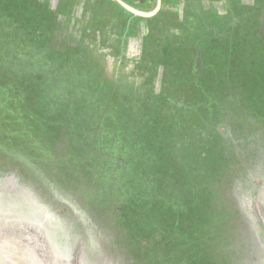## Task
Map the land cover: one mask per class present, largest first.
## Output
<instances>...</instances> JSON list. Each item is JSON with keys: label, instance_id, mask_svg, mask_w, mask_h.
<instances>
[{"label": "rangeland", "instance_id": "obj_1", "mask_svg": "<svg viewBox=\"0 0 264 264\" xmlns=\"http://www.w3.org/2000/svg\"><path fill=\"white\" fill-rule=\"evenodd\" d=\"M130 1L139 8L126 3L143 12L156 8L149 0ZM164 1L149 20L175 46L155 61L151 51L142 59L138 50L146 45L142 38L147 29L146 19L139 20L113 62L102 45L114 25L102 21L107 13L117 17L122 10L117 1L0 0V128L7 130L0 129V264H152L129 249L140 233L131 229L132 222L144 212L137 206L146 199L131 189L137 186L135 174L116 180L117 159L130 154V145L124 144L120 158L123 130L114 124L138 89L134 79H141L139 89L145 84L146 96L140 98L146 106L140 107L144 123L175 134L172 148L179 151L175 159L181 171L193 169L188 164H195L202 149L212 151V145L203 148L198 139L192 143L200 131H194L195 121L182 108L192 87L179 38L181 19L193 6L211 0ZM252 1L240 0L245 5ZM256 6L260 11L240 29L250 46L236 53L242 59L235 69L245 75L244 65L253 68L245 78L252 104L264 90V0ZM92 20H101V26L90 39ZM262 103L240 109L250 116L242 127L230 121L217 124L219 116L202 119L203 129H215L222 137L223 161L216 158L204 179L212 205L222 209L205 241L213 247L212 261L264 264ZM165 117L170 120L163 124ZM233 207L242 218L241 230L233 225Z\"/></svg>", "mask_w": 264, "mask_h": 264}, {"label": "trees", "instance_id": "obj_2", "mask_svg": "<svg viewBox=\"0 0 264 264\" xmlns=\"http://www.w3.org/2000/svg\"><path fill=\"white\" fill-rule=\"evenodd\" d=\"M126 2L136 6L130 0ZM149 4L153 9L156 0H149ZM252 19L250 6L241 4L240 0H211L204 4L198 3L183 18L181 29L188 38L187 44L198 49L200 55H204V82L201 85L193 80L191 100L185 102L182 108L187 110L188 116L195 121L194 131H200L197 138L192 133L195 138L192 143L198 139L197 142L203 148L205 145L209 149L212 145V151L208 150L205 154L202 149L201 153L194 156L195 164H188V167L193 169L188 172L185 168L180 170L181 166L177 164L179 159H175L179 151L172 148L177 139L175 134L171 135L168 131L160 133L144 123L146 115L143 107L146 106L140 103V98L146 95L138 86L136 93H130L121 120L114 124L116 130H119L117 127L120 128L121 125L123 130L120 134V158H123L124 144L127 142L130 145V154L127 153L123 161L117 159L119 164L116 180L121 183L122 179H128L135 174L134 181L137 186L131 189L146 199L137 206L138 210L142 209L144 212H139L141 218L132 222L131 229L140 233L136 235L129 249L141 259L152 260V264H178L176 261L179 258H185L184 262L179 264H226L219 263L218 260L212 261L211 257L216 258L210 254L213 247L205 242L213 233L214 226L211 229L210 224L213 225L219 220L215 216L219 217L222 211L219 206L212 205L210 199L213 196L207 191V180H204L209 179L211 171L214 170L212 167L215 159L223 161L220 153L222 137L215 129H203L201 123L203 118L209 120L219 116L222 120H218L217 124L230 121V124L233 122L232 125L242 127L249 121L250 116L240 109L254 108L264 102V90L260 91L263 94H260L255 104L249 100L245 78L251 76V65H244L248 70L245 75L235 70L240 66L238 63L242 59L236 57V53L245 50L249 42L248 39L239 38L242 34L240 29L244 22H250ZM214 47L222 50L223 58L218 71L211 73L208 62L210 51ZM261 50V56H264V48ZM229 67L234 77L233 85L230 83L231 76L228 78L226 74ZM134 81L140 83L141 79L136 78ZM261 105L260 110L264 115V103ZM167 107L170 109L171 104ZM152 109L154 110V107ZM150 118V121H156L153 116ZM168 120L170 119L165 117L162 123ZM261 123L264 124V121ZM3 128L5 129H0ZM232 210L233 225L241 230L242 218L235 216L238 209L233 207Z\"/></svg>", "mask_w": 264, "mask_h": 264}, {"label": "crops", "instance_id": "obj_3", "mask_svg": "<svg viewBox=\"0 0 264 264\" xmlns=\"http://www.w3.org/2000/svg\"><path fill=\"white\" fill-rule=\"evenodd\" d=\"M256 1L257 0H253L251 2L250 6V13L252 14V17H254V14H257L260 9L261 6H256ZM162 2L165 3L164 0H162ZM181 2V1H180ZM183 6V3H182ZM185 7V4H184ZM162 8V6H161ZM161 10V9H160ZM159 10V11H160ZM113 12V11H112ZM158 14V13H157ZM155 14V15H157ZM106 15V14H105ZM110 15V16H108ZM154 15V16H155ZM152 16V17H154ZM108 19L107 20H103L102 22H107V21H111L113 23V27H114V33L108 37V40L104 41V45H102L104 48V51L108 53H112V54H108L107 57L112 58L113 62L115 61V59H118V55L123 54L124 49H125V39H126V35L128 33V31L130 30V28L133 27V24L135 22H138L139 20H145L142 23H145V28L146 30V34L143 36V43L146 44L142 50H138V52H140L139 54L140 57L143 59L145 58L146 55H148V53L152 54V58L153 61L158 59V55H161L162 57H164V54L166 51L171 50V47L175 46L172 44H169L167 40H169V38L166 36V32L163 30V28L160 29V32L157 33V31L154 29L155 28V24L156 22H153L151 20H149V18L151 17H140V16H136L135 14H133L132 12H130L129 10H127L126 8L122 7V10H118V15L116 18H114L113 13H107ZM93 21V20H92ZM251 22V21H250ZM150 23L152 25H150ZM182 23H183V19H181L180 21V25L182 27ZM90 26L92 28H90L89 33L90 39H93L94 33L96 31L99 32V28L101 26V20L99 21H93V23L90 24ZM103 26V25H102ZM180 27V40H181V45H182V50L184 52H186L187 54V60H188V66H189V72L187 73V75L189 76L188 79V83L189 85L192 87L193 85V80L194 82L197 81L199 84L202 85V83L204 82V55H200L199 54V50L196 49L193 46H190L187 44L188 38L183 34L182 29ZM152 30V31H151ZM97 32V34H99ZM171 32L169 31V36H170ZM147 38V39H145ZM241 38V35L240 37ZM141 40V39H140ZM138 39V41H140ZM221 54H222V50L218 49L217 47H214L211 49L210 51V62L209 63V70H216L218 71L219 69V61L222 60L221 58ZM219 62V63H217ZM228 73H226L229 76H231V80L230 83L233 85L234 82V77L233 75H231V67H229V69H227ZM220 73V72H219ZM139 84L137 83V86ZM144 83L142 84V88L140 90H142V92L144 91ZM231 86V85H230ZM140 87V86H138ZM190 93V97H189V101L191 100L192 97V92L189 91Z\"/></svg>", "mask_w": 264, "mask_h": 264}, {"label": "water", "instance_id": "obj_4", "mask_svg": "<svg viewBox=\"0 0 264 264\" xmlns=\"http://www.w3.org/2000/svg\"><path fill=\"white\" fill-rule=\"evenodd\" d=\"M115 1H117L122 7L126 8L127 10L135 14L136 16H140V17H152L159 12L162 6V0H157L156 8L152 12H143V11H140L132 7L131 5L124 2L123 0H115Z\"/></svg>", "mask_w": 264, "mask_h": 264}]
</instances>
